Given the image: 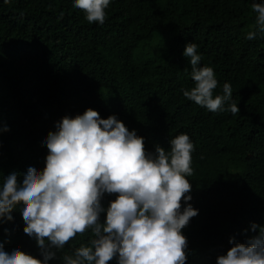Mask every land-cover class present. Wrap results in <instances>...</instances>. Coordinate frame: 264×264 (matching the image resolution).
Masks as SVG:
<instances>
[{
    "label": "trees",
    "instance_id": "obj_1",
    "mask_svg": "<svg viewBox=\"0 0 264 264\" xmlns=\"http://www.w3.org/2000/svg\"><path fill=\"white\" fill-rule=\"evenodd\" d=\"M73 2L0 0V121L9 129L0 133V179L4 155L9 166L16 153L28 160L39 128L87 108L104 119L116 115L149 151L186 133L195 144L190 203L199 209L182 230L186 264H216L247 220L264 226V35L246 39L255 25L252 0H110L102 25L88 23ZM189 42L198 45L200 66L215 71L214 94L231 85L237 114L183 96L194 87L182 55ZM47 152L31 167L43 169ZM112 199L106 195L103 206ZM12 223L14 243L41 259L16 213ZM253 223L237 241L255 234ZM90 236L53 249L48 264H64ZM8 241L0 225V243Z\"/></svg>",
    "mask_w": 264,
    "mask_h": 264
},
{
    "label": "clouds",
    "instance_id": "obj_2",
    "mask_svg": "<svg viewBox=\"0 0 264 264\" xmlns=\"http://www.w3.org/2000/svg\"><path fill=\"white\" fill-rule=\"evenodd\" d=\"M109 5L110 0L73 2L88 23L101 25ZM251 9L255 25L246 35L250 41L264 35V0H252ZM197 49L191 42L184 46L194 87L183 90V96L210 112L237 114L231 85L224 83L223 94H214L215 71L200 66ZM39 129L42 134L29 146L28 160L16 153L9 166L5 155L2 158L0 225L9 241L0 243V264H48L56 257L53 249H63L86 232L91 233L88 243L64 255V264H186L188 241L182 230L199 213L190 203L187 177L193 175L195 144L188 134L172 138L168 149L156 145L149 151L144 138L116 115L104 119L92 108ZM6 131L0 121V133ZM46 150L43 169L31 167ZM106 195L115 199L104 207ZM14 213L21 234L36 243L41 259L14 243ZM248 226L231 234L230 247L217 255L216 264H264V226L253 223L255 234L237 241Z\"/></svg>",
    "mask_w": 264,
    "mask_h": 264
}]
</instances>
